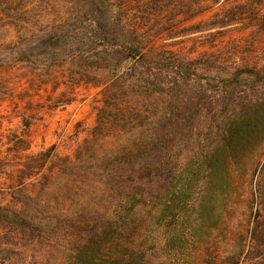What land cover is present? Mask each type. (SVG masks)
<instances>
[{
	"label": "trees",
	"instance_id": "1",
	"mask_svg": "<svg viewBox=\"0 0 264 264\" xmlns=\"http://www.w3.org/2000/svg\"><path fill=\"white\" fill-rule=\"evenodd\" d=\"M228 2L0 0V75L101 87L71 154L0 146V264H264V65L222 43L264 4Z\"/></svg>",
	"mask_w": 264,
	"mask_h": 264
},
{
	"label": "rangeland",
	"instance_id": "2",
	"mask_svg": "<svg viewBox=\"0 0 264 264\" xmlns=\"http://www.w3.org/2000/svg\"><path fill=\"white\" fill-rule=\"evenodd\" d=\"M264 4V0H260ZM251 0H229L230 7L236 4L249 5ZM213 11V10H212ZM205 13L202 17L210 15ZM264 18V8L261 12ZM258 25L243 14L240 20L230 25L223 37L227 51L239 50L240 57L264 65V29L259 36L254 35ZM191 44L187 42V47ZM36 78L25 63H18L11 69H5L0 75V146L14 139V133L24 132L31 142V149L38 151L54 144L59 156L73 152L78 141L86 135L94 124L96 107L100 105L101 87L91 83H63L54 80ZM61 80V78H60ZM73 96L70 103L63 104L66 97ZM28 119L29 127L21 121ZM257 140L255 144H258ZM2 148L4 149V147ZM239 157L253 164H247L243 177L249 179L256 161L263 160L264 155L258 146L251 151L239 154ZM248 189V186H247ZM247 197L240 205L244 219L248 218ZM233 240L235 236L233 235Z\"/></svg>",
	"mask_w": 264,
	"mask_h": 264
}]
</instances>
